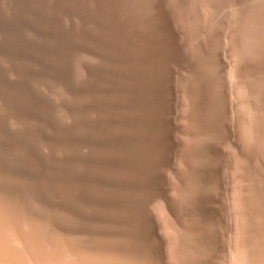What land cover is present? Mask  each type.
Here are the masks:
<instances>
[{
	"label": "rangeland",
	"instance_id": "1",
	"mask_svg": "<svg viewBox=\"0 0 264 264\" xmlns=\"http://www.w3.org/2000/svg\"><path fill=\"white\" fill-rule=\"evenodd\" d=\"M0 238L264 264V0H0Z\"/></svg>",
	"mask_w": 264,
	"mask_h": 264
},
{
	"label": "bare ground",
	"instance_id": "2",
	"mask_svg": "<svg viewBox=\"0 0 264 264\" xmlns=\"http://www.w3.org/2000/svg\"><path fill=\"white\" fill-rule=\"evenodd\" d=\"M3 224V223H2ZM1 224V225H2ZM13 229V228H12ZM2 232V231H1ZM12 234H13V232H11ZM4 234V233H3ZM2 235V234H1ZM5 235V234H4ZM12 237H13V235H11ZM3 237V236H2ZM14 237H16V233H14ZM2 238H0V240H1ZM7 239V238H6ZM24 240V239H23ZM13 243V242H12ZM19 244H21V243H19ZM11 245V244H10ZM6 248H8V247H6ZM59 248V247H58ZM6 250V249H5ZM57 250V249H56ZM9 251V250H8ZM3 252V254H4V256L5 255H7V250L5 251V253H4V250H2L1 251V249H0V255H1V253ZM9 253V252H8ZM14 255H16V253L14 254ZM61 255V254H60ZM17 256V255H16ZM11 257H13V258H15L12 254H11ZM10 257V258H11ZM1 258V257H0ZM21 260V259H20ZM42 260V259H41ZM9 261V260H8ZM28 261V260H27ZM32 262V261H31ZM41 262V261H40ZM72 262V261H71ZM247 262V261H246ZM3 263V262H2ZM9 263H10V261H9ZM16 264H21V262L19 261L18 263L17 262H15ZM35 263V262H34ZM44 263V262H43ZM1 264V263H0ZM36 264H38V262L36 263ZM84 264V263H83ZM90 264H92V263H90ZM252 264V263H251Z\"/></svg>",
	"mask_w": 264,
	"mask_h": 264
}]
</instances>
